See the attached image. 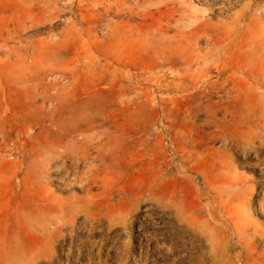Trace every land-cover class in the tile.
I'll list each match as a JSON object with an SVG mask.
<instances>
[{
  "label": "rangeland",
  "instance_id": "rangeland-1",
  "mask_svg": "<svg viewBox=\"0 0 264 264\" xmlns=\"http://www.w3.org/2000/svg\"><path fill=\"white\" fill-rule=\"evenodd\" d=\"M118 1L127 12L130 0ZM101 2L0 0L8 46L24 59L37 41L42 77L36 181H25L19 217L13 193L0 191V264H264V0H137L131 19L103 17ZM17 18L21 38L13 37ZM114 20L134 27L121 45L143 73L132 81L105 54V24ZM197 29L217 38L192 42L199 69L211 67L199 89L210 92L222 78L215 68L226 65L227 88L253 93L252 110L214 90L210 102L221 107L203 99L198 110L177 87L181 35ZM159 43L174 66L144 70L142 50ZM5 59L0 53V140L8 132L16 141L19 127L29 147L28 105H15L26 89L5 83ZM53 74L57 85L46 88ZM75 126L111 140L105 170L87 173L67 157ZM40 197L54 200L53 213Z\"/></svg>",
  "mask_w": 264,
  "mask_h": 264
},
{
  "label": "bare ground",
  "instance_id": "bare-ground-1",
  "mask_svg": "<svg viewBox=\"0 0 264 264\" xmlns=\"http://www.w3.org/2000/svg\"><path fill=\"white\" fill-rule=\"evenodd\" d=\"M136 3L137 0H130L128 11L124 12L121 3L118 0H103V2H101V6L103 9L102 16L107 17L109 16V14H113L114 17L122 18L124 15H128L129 19H131L132 17H134L135 12H133V9ZM42 7L38 9L39 12L44 10V8ZM13 25H14L13 37L21 38L25 31V21L22 20V18H17L15 23H13ZM133 29L134 27L132 25H128V27H126V25H124L122 21H117V20L105 24L104 43H105V48L107 50V53L105 54L108 57H111L112 61L115 62L121 68L119 72L126 73L128 81H132L133 79H136L138 75L142 76L143 74L141 71H138L139 68L136 66L132 51L123 52L125 48L124 47L121 48L123 42L122 38L125 35L128 37L132 35L135 32ZM3 33L6 34L5 36L6 40L3 39ZM9 36H10V30L8 28L0 30V40L2 41V44H0V53L6 56V59L1 62L2 63L1 71L4 74V80L7 85L18 84V85H23V87H25L26 89L25 92L24 91L16 92L15 105L20 107H22V105H25V103L28 105L27 109H29L30 114L29 115L25 114L24 117L26 119L25 120L22 119V121L24 120L25 124L30 126L29 128L32 130V133L30 135L31 141L28 143L29 147H27L26 142L23 143L20 142L21 139L19 137L20 136L19 134L21 130L19 129V127H16V129L14 130L17 136L16 141L8 139L7 137L8 132H5L0 140V191H4L5 194L7 192L13 193V198L17 209L16 210L17 216L19 217L20 215H22L21 206L24 200L23 194H24L25 181L28 180L29 182L35 183L36 181L35 172L38 171V167H39V161L37 159V155H38L37 141H38V137L40 136V133L38 132V129L40 127L39 126L40 105L38 104V100L40 98V92L42 88L41 85L42 77L38 67L39 44L37 43V41H33L31 43L30 45L31 48L29 51L28 48H23V50L28 52L27 54H24V59H21L18 52V50L20 49L18 48V50H14L13 48L8 46L7 39L9 38ZM200 37H207V39L215 43L217 39L215 34L210 33L208 30L205 31L201 29L187 32L186 34L181 35V40L185 42V47L183 50L177 52L178 57L180 58L179 62H181L180 63L181 73L177 75L179 80L177 87L179 86L181 87L182 92L185 93L187 99L189 100L193 99L192 103L195 104L198 110H200V107L204 102L203 99H207L208 101L206 107H210V106H216V108H218L219 106L221 107L218 101L210 102V99L212 97V90L216 91L217 93H226L229 98H233L235 101H237V103L241 106L242 109H246V112L252 110V109L247 110V108L251 101L254 102L253 93H249V90L248 92H244L243 90L242 91L237 90V88H235V85H232V88H227V85L230 83V80L232 79L233 75L229 73L228 75L224 76L223 72H225V69L227 68V66L225 65L226 62L223 63L225 67L221 66L220 69L219 67L215 68L217 75L219 77H222L220 78V81H218V84L217 82L210 84L208 86L209 89H212L210 92L209 91L206 92L205 90L199 89L200 78L208 76L209 75L208 69L211 68L209 65L208 67H206V70L199 69V65L203 62L198 61L200 55L194 52L195 50L192 47V42L197 41ZM169 38L171 39V37ZM159 41L163 43L164 39L160 37ZM161 49H163V45L159 43L155 47L154 46L145 47L142 50V52L147 53L148 55L147 58L149 61V64L144 67V70L145 69H147L148 71L158 70L157 72H160L167 69V66H169L168 68L174 66L175 63L172 61L171 56L165 55V53L160 51ZM12 53L14 54V59H12L13 57ZM208 54L209 52L205 53L203 55L202 60L205 59V57H207ZM28 59L30 61L26 65ZM53 75L54 76L51 77L52 81L49 82V84H46V88L54 87L57 85L55 83L57 75L56 74ZM213 108H211V110H213ZM247 114L249 116L250 112H248ZM19 118L20 117L18 116V119ZM89 130L90 129L82 126H75L74 128H72L70 131L66 133L67 141L64 147L67 149L66 151L67 157L71 156L72 154L73 156H75L74 163L76 165H78L81 162L86 163L87 173H91V172L98 173L99 171H103L106 169V165H104V160L105 157H107V155L110 160L113 159L112 152H110L107 148L111 144V140L109 138H104L105 140H103V138L99 137L96 141H94L96 134L94 133L88 134L87 131ZM253 142L254 141H252L251 139V146ZM92 150L93 153L90 152ZM12 154L13 156L11 158H8V156H11ZM162 174L163 172L161 173V175ZM97 179L98 177H95L92 181L96 182ZM35 195L36 198H39V196H37V192L35 193ZM158 198L162 199V201H165L166 200L165 198H167V196L159 195ZM42 199L43 198H41V201L45 200L46 203L45 211L48 213H53L55 211L56 206H54V204L51 203L54 200L50 198L43 200ZM168 201L170 202L171 207L176 208L178 206L177 201L172 197L171 198L169 197ZM8 251H9L8 254L15 256L17 252L20 251V244H18L17 241H15V245L10 246V250ZM5 252H6L5 250H2V253L5 254Z\"/></svg>",
  "mask_w": 264,
  "mask_h": 264
}]
</instances>
